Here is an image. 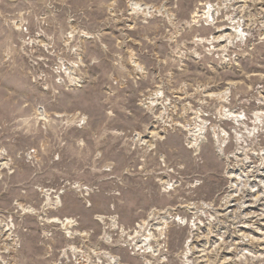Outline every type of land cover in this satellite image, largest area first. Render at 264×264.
<instances>
[{"label":"rangeland","instance_id":"obj_1","mask_svg":"<svg viewBox=\"0 0 264 264\" xmlns=\"http://www.w3.org/2000/svg\"><path fill=\"white\" fill-rule=\"evenodd\" d=\"M0 264H264V0H0Z\"/></svg>","mask_w":264,"mask_h":264},{"label":"bare ground","instance_id":"obj_2","mask_svg":"<svg viewBox=\"0 0 264 264\" xmlns=\"http://www.w3.org/2000/svg\"><path fill=\"white\" fill-rule=\"evenodd\" d=\"M252 208H254V206L252 207ZM218 216V215H217ZM239 217V216H238ZM249 222V221H248ZM238 223V222H237ZM239 224V223H238ZM244 225V224H243ZM249 229V228H248Z\"/></svg>","mask_w":264,"mask_h":264}]
</instances>
